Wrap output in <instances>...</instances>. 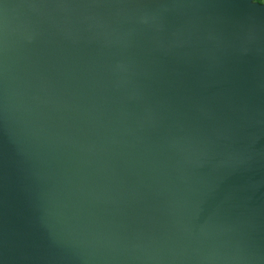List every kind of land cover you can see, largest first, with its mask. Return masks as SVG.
I'll list each match as a JSON object with an SVG mask.
<instances>
[{
    "label": "water",
    "instance_id": "1",
    "mask_svg": "<svg viewBox=\"0 0 264 264\" xmlns=\"http://www.w3.org/2000/svg\"><path fill=\"white\" fill-rule=\"evenodd\" d=\"M0 264H264V2L0 0Z\"/></svg>",
    "mask_w": 264,
    "mask_h": 264
},
{
    "label": "rangeland",
    "instance_id": "2",
    "mask_svg": "<svg viewBox=\"0 0 264 264\" xmlns=\"http://www.w3.org/2000/svg\"><path fill=\"white\" fill-rule=\"evenodd\" d=\"M254 2L263 3L264 0H253Z\"/></svg>",
    "mask_w": 264,
    "mask_h": 264
}]
</instances>
